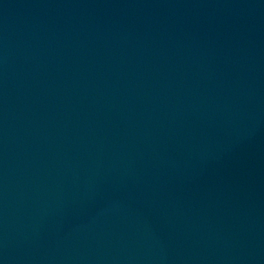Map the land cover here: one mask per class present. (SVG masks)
Masks as SVG:
<instances>
[{
	"label": "water",
	"instance_id": "water-1",
	"mask_svg": "<svg viewBox=\"0 0 264 264\" xmlns=\"http://www.w3.org/2000/svg\"><path fill=\"white\" fill-rule=\"evenodd\" d=\"M0 264H264V0H0Z\"/></svg>",
	"mask_w": 264,
	"mask_h": 264
}]
</instances>
